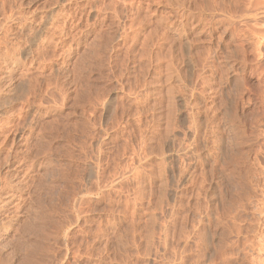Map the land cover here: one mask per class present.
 Returning a JSON list of instances; mask_svg holds the SVG:
<instances>
[{
    "label": "rangeland",
    "instance_id": "obj_1",
    "mask_svg": "<svg viewBox=\"0 0 264 264\" xmlns=\"http://www.w3.org/2000/svg\"><path fill=\"white\" fill-rule=\"evenodd\" d=\"M0 135V264H264V0H0Z\"/></svg>",
    "mask_w": 264,
    "mask_h": 264
},
{
    "label": "bare ground",
    "instance_id": "obj_2",
    "mask_svg": "<svg viewBox=\"0 0 264 264\" xmlns=\"http://www.w3.org/2000/svg\"><path fill=\"white\" fill-rule=\"evenodd\" d=\"M15 98H13V100H14ZM16 100V99H15ZM2 105V104H1ZM14 113V112H13ZM15 114H16V112H15ZM13 116V115H12ZM15 117H17V116H15ZM15 117H13V119L15 118ZM15 122V121H14ZM15 127V126H14ZM9 130H11V129H9ZM14 130V129H13ZM7 131H8V129H7ZM14 131H16V130H14ZM6 133H8V132H6ZM15 135V134H14ZM1 136V135H0ZM6 136H8V134L6 135ZM15 137V136H14ZM6 139H7V137H6ZM3 140H5V138L3 139ZM8 141H9V139H8ZM11 141H12V139H11ZM6 143V142H5ZM12 143H13V141H12ZM15 143V142H14ZM7 144V143H6ZM1 146V145H0ZM4 146H6V145H4ZM15 146V145H14ZM1 148V147H0ZM5 149L7 148V147H4ZM13 148V147H12ZM16 149V148H15ZM18 149V148H17ZM1 150V149H0ZM3 150V149H2ZM7 150V152L9 151V150H11L10 148L9 149H6ZM6 152V151H5ZM16 152H17V150H16ZM10 156V155H9ZM12 158H15L14 156H11ZM5 160H7V159H5ZM16 160V158L14 159V161ZM11 162V161H10ZM3 163H5V161L3 162ZM13 163V162H12ZM16 163V162H15ZM6 166V165H5ZM7 167V166H6ZM1 168V167H0ZM8 169V168H7ZM14 169V168H13ZM5 171V170H4ZM7 171V170H6ZM2 172H3V170H2ZM8 172V171H7ZM8 174V173H7ZM12 174V173H11ZM2 175V174H1ZM4 176H6V175H4ZM0 179H2L1 178V176H0ZM3 180V179H2ZM4 182V181H3ZM5 183V182H4ZM2 184V183H1ZM4 190V186H2V187H0V191H3ZM4 193H5V191H3ZM2 196H0V198H1ZM13 197H14V194H13ZM13 199V198H12ZM14 200V199H13ZM10 201V200H9ZM15 201V200H14ZM2 202V201H1ZM10 203V202H9ZM6 204V203H5ZM12 206H14V205H12ZM17 207V206H16ZM18 208V207H17ZM12 209V208H11ZM18 210V209H17ZM13 211V210H12ZM14 211H16L15 209H14ZM13 211V212H14ZM16 213V212H15ZM13 214V213H12ZM11 215V214H10ZM15 215V214H14ZM16 215H17V213H16Z\"/></svg>",
    "mask_w": 264,
    "mask_h": 264
}]
</instances>
